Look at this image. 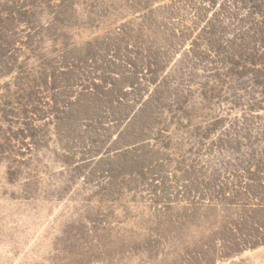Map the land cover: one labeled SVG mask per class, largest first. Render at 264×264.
Here are the masks:
<instances>
[{
    "label": "rangeland",
    "instance_id": "1",
    "mask_svg": "<svg viewBox=\"0 0 264 264\" xmlns=\"http://www.w3.org/2000/svg\"><path fill=\"white\" fill-rule=\"evenodd\" d=\"M0 264H264V0H0Z\"/></svg>",
    "mask_w": 264,
    "mask_h": 264
},
{
    "label": "trees",
    "instance_id": "2",
    "mask_svg": "<svg viewBox=\"0 0 264 264\" xmlns=\"http://www.w3.org/2000/svg\"><path fill=\"white\" fill-rule=\"evenodd\" d=\"M251 62H252L251 64H252V65H255V66H257V65H258V63H259V65H261V64L263 63V62H261V61H258V63H257V62H256V61H254V60H253V61H251Z\"/></svg>",
    "mask_w": 264,
    "mask_h": 264
}]
</instances>
